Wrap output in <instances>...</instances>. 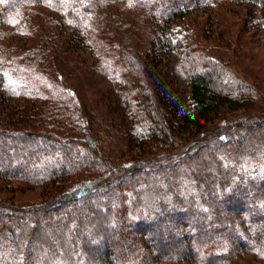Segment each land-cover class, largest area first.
<instances>
[{
	"label": "trees",
	"instance_id": "trees-1",
	"mask_svg": "<svg viewBox=\"0 0 264 264\" xmlns=\"http://www.w3.org/2000/svg\"><path fill=\"white\" fill-rule=\"evenodd\" d=\"M112 1L141 8L143 61L111 48L134 74L117 98L138 152L117 162L103 154L63 88L44 92L55 81L47 68L18 59L0 68V102L30 100L0 114V178L58 188L28 206L0 199V264H227L243 246L264 255V107L187 24L193 9L222 0H0V23L43 5L79 32L87 14ZM229 1L264 8V0ZM160 51L179 54L186 97L151 75Z\"/></svg>",
	"mask_w": 264,
	"mask_h": 264
},
{
	"label": "rangeland",
	"instance_id": "rangeland-1",
	"mask_svg": "<svg viewBox=\"0 0 264 264\" xmlns=\"http://www.w3.org/2000/svg\"><path fill=\"white\" fill-rule=\"evenodd\" d=\"M140 11L141 8L137 10L127 2L112 1L87 14L79 32H71L72 26L56 10L43 5L19 10L18 19L0 23V68L8 70L12 59H18L21 65L36 62L40 69L47 68L55 81L43 87L44 92L63 88L76 103L91 132L100 135L103 154H109L115 162L135 155L138 142L130 135L128 115L117 98L118 91L129 87L123 79L134 74L115 60L111 48L114 45L126 48L135 60L141 61L140 52L145 48L136 28ZM56 20L64 24L56 25ZM188 20L189 30L198 34V43L204 52L219 59L239 80L250 85L258 103L264 107V8L248 2L222 0L215 7L193 9ZM164 34L167 35L166 28ZM111 59L116 64L109 65ZM149 63L154 78H165L176 96H187L189 87L180 69L178 53L160 51ZM3 83L0 77V86ZM29 103V99L5 96L0 102V114L10 116L16 108ZM54 187L30 186L0 178V199L16 206L38 204L58 190ZM89 197L94 198L96 194ZM168 221L169 217L160 223L162 237L166 236ZM116 244L111 246L113 252L119 251ZM191 246L194 251L206 249L202 245ZM227 264H264V255L243 246Z\"/></svg>",
	"mask_w": 264,
	"mask_h": 264
}]
</instances>
